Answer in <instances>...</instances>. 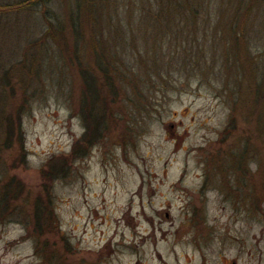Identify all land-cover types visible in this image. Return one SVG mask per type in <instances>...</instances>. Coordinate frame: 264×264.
I'll return each instance as SVG.
<instances>
[{
    "label": "rangeland",
    "instance_id": "obj_1",
    "mask_svg": "<svg viewBox=\"0 0 264 264\" xmlns=\"http://www.w3.org/2000/svg\"><path fill=\"white\" fill-rule=\"evenodd\" d=\"M19 2L0 0V73L25 51L41 57L46 72L27 81L11 72L0 77V188L11 183L19 193L0 200V264H198L203 249L195 243L264 252V138L257 124L264 98L253 109V88L261 85L254 71L264 67V0H197L194 17L174 22L195 21L198 30L178 36L170 28L162 41L155 34L163 27L141 25L135 42L129 32L139 19L121 17L117 66L131 68V81L142 87L120 96L117 112L90 140L81 113L70 108L71 100L80 103L78 72L66 74L51 42L46 49L33 41L43 34L44 14L60 12L68 0L30 9ZM133 8L141 14V6ZM229 23L240 33L232 44ZM157 60L160 75L152 67ZM20 94L28 97L20 117L24 150L2 140L4 117ZM75 143L81 147L71 153ZM61 157L65 166L49 171ZM37 197L50 212L43 235L32 224Z\"/></svg>",
    "mask_w": 264,
    "mask_h": 264
},
{
    "label": "trees",
    "instance_id": "obj_2",
    "mask_svg": "<svg viewBox=\"0 0 264 264\" xmlns=\"http://www.w3.org/2000/svg\"><path fill=\"white\" fill-rule=\"evenodd\" d=\"M48 1L49 0H21V2L17 5L18 8L20 7L21 9L24 7L30 9L32 5H37L39 3L45 4ZM72 1L74 3H69L68 0L67 6L60 12L50 10L47 11L49 15L44 14L46 26L42 32L43 34L39 38L40 41H33L36 42L35 44L41 43L42 47L45 46L46 49L47 44L51 42L56 49L54 52L61 56L64 61L63 66L66 67V69L64 68L66 74L69 75V71L72 73L73 67H75L76 72H78V75L80 76L78 94L80 103H75L71 100L70 108L74 113H81L86 126L83 134L90 140V136L93 133H96L98 136L105 128L109 117L108 115L117 112V108L114 105H118L116 102L120 100V96L122 95L125 97L129 93H131V96L132 94H139V90L142 87L131 81V68L129 69L126 67L127 65L122 67L117 66V63L122 62V59H118L119 54H117L115 45L117 44L116 41L119 40L121 32H124L122 30V25L120 24V18L126 17L131 20L135 17L136 19H139V25L132 28L129 32L132 35V40H135V42L137 40L135 33L139 30L141 25H145V29H149L150 26L159 28L163 27V31H157L155 34L159 38L162 37L161 33H166L170 30V28L171 31L174 28L175 32L179 36L184 31L190 32L191 29H195V31L198 30V23L195 21V24L192 25V23H188L189 21L185 20V25L179 27H177L178 25L174 22V19L178 15L185 16L186 19L190 14L191 17H194L196 13L191 12H193V5L197 0H138L137 2L136 0H127V4L125 1L120 2V0ZM198 1L200 3L202 0ZM137 5L141 6V14L134 11L133 7ZM154 10H157L159 14L156 15ZM236 14L237 11L235 16ZM105 16L107 22L106 19H104ZM109 26L113 27L111 33L108 28ZM236 26L237 24L235 25L234 23L228 24V32H231V34H228L230 38L227 40L226 44L234 43L237 38V34H240L239 29H237ZM107 33L108 35L110 33L111 36H106ZM143 35L144 39L149 38L147 30H145ZM109 40L110 43H108ZM160 41H162V38ZM160 41L158 42L159 44ZM104 43H108L109 46H104ZM112 46L113 49H115L113 54L110 53ZM40 49L42 48L40 47ZM46 49H44V51H46ZM38 54L40 56L42 54L43 57L46 56V53H43V51H41V54L39 51ZM40 58L36 53L34 54L32 52L25 51L21 60L17 62V64H13L10 71H3L2 69V72L0 73L1 79L4 76H8L10 72L11 75L16 74L19 78H25L24 80L26 81L29 78H41L46 72V69L41 66ZM70 63L72 66H70ZM156 63H158V60ZM109 64L111 65L109 66ZM152 67L155 68L154 70L156 75H160L162 73V61L160 62L159 60L158 65L153 64ZM254 73L256 75V80H259L261 84H257L253 88V109L257 112L262 105L259 102L261 98H264V67L260 69L258 68L254 71ZM66 74L65 78L68 81L69 77ZM149 74L150 73L148 72L145 78ZM241 77L242 75H237V83H240L239 79H241ZM60 80L62 79H59V81ZM22 86L23 87L21 88H24V84H22ZM12 91L14 92V89H12ZM23 91H26L25 88ZM73 91L74 87L72 86L70 87V94H73ZM15 101L16 103L11 116L7 114V116L4 117L5 122L2 124L4 128V138L2 140L9 145L19 143L20 148L24 150L25 146L21 140V136L23 135L20 117L23 110L26 109L25 107L28 104V97L24 96L23 99V96L21 97L20 94V98ZM230 106V110H233V104ZM260 113L261 116L257 117V124L259 125L258 128L264 138V124L260 122L264 113ZM77 145V143L74 144L71 153L78 152V148L81 147V145ZM53 161L54 162L49 165L51 166V169L49 170H52L51 172L59 166L64 167L66 164V159L63 157H61L59 162L58 160ZM55 164L56 168H53V165ZM262 167L264 169V166ZM11 186H13L11 183H4L3 187L0 188V200H9L11 198L18 197L19 193L13 192ZM4 192L5 194L11 196V198L7 197ZM41 203V198L37 197L32 207V224L34 232L39 235L46 233V228L50 222L48 218L50 212L45 211L47 210V207H43Z\"/></svg>",
    "mask_w": 264,
    "mask_h": 264
},
{
    "label": "flooded vegetation",
    "instance_id": "obj_3",
    "mask_svg": "<svg viewBox=\"0 0 264 264\" xmlns=\"http://www.w3.org/2000/svg\"><path fill=\"white\" fill-rule=\"evenodd\" d=\"M203 249L198 264H264V252L249 249L241 255L243 246L239 243H195ZM209 246V247H208ZM208 247V249H207Z\"/></svg>",
    "mask_w": 264,
    "mask_h": 264
},
{
    "label": "bare ground",
    "instance_id": "obj_4",
    "mask_svg": "<svg viewBox=\"0 0 264 264\" xmlns=\"http://www.w3.org/2000/svg\"><path fill=\"white\" fill-rule=\"evenodd\" d=\"M154 13H155L156 15H158V14H159L157 10H154Z\"/></svg>",
    "mask_w": 264,
    "mask_h": 264
}]
</instances>
